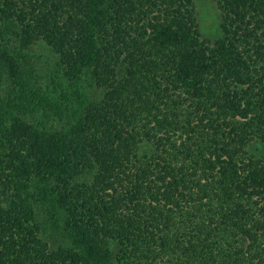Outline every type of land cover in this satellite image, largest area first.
Masks as SVG:
<instances>
[{
  "label": "trees",
  "instance_id": "obj_1",
  "mask_svg": "<svg viewBox=\"0 0 264 264\" xmlns=\"http://www.w3.org/2000/svg\"><path fill=\"white\" fill-rule=\"evenodd\" d=\"M213 2L0 0V264H264V0Z\"/></svg>",
  "mask_w": 264,
  "mask_h": 264
},
{
  "label": "rangeland",
  "instance_id": "obj_2",
  "mask_svg": "<svg viewBox=\"0 0 264 264\" xmlns=\"http://www.w3.org/2000/svg\"><path fill=\"white\" fill-rule=\"evenodd\" d=\"M197 12V21L199 30L201 33L209 38L216 39L222 35L220 29L221 15L213 0H194ZM16 43L15 38H11L10 44L13 46ZM28 61L26 67L31 71V78L29 83L33 86H40L44 92H50L56 97H59L61 92L55 91L57 88V81H61L63 86L68 89H75V83L65 79L60 71L58 63V55L43 42H39L33 45L26 51ZM60 82V83H61ZM81 93H84L90 100L100 98L101 90L95 86V84L89 80V76L85 73L80 82ZM9 87V82L5 80L1 87L2 93ZM65 119V118H64ZM59 120V123H63ZM66 121V120H65ZM39 206V205H38ZM39 219L42 223L43 230L41 232V238L48 243L50 247L64 246L66 240L57 231L52 229L50 224L46 223V217L44 210L41 206L37 208Z\"/></svg>",
  "mask_w": 264,
  "mask_h": 264
}]
</instances>
